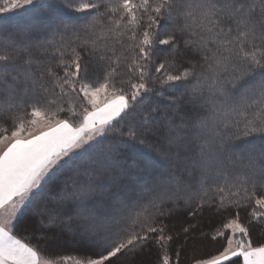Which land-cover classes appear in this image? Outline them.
I'll return each instance as SVG.
<instances>
[{"label":"snow or ice","instance_id":"1","mask_svg":"<svg viewBox=\"0 0 264 264\" xmlns=\"http://www.w3.org/2000/svg\"><path fill=\"white\" fill-rule=\"evenodd\" d=\"M62 3L82 14L81 23L66 22L49 0H0V13L29 9L44 16L16 32H9L0 24V119H11L13 123L10 135L7 127L0 128L4 133L0 134V264H55L52 259H43L13 233L19 214L44 188L47 178L65 164L70 165L72 175L64 181L58 199L74 206L75 216L68 220L77 219L92 230L99 248L95 256L78 264H111L113 258L142 249L150 241L164 248L172 240L166 234V225L156 223L158 217L172 211L163 210L162 205L179 200L188 204L197 194L182 187L173 172L162 175L157 184L146 189L148 202L134 216L122 218L115 226L98 230V216L89 208L98 194L97 180L117 169L121 175L134 178L141 169L154 168L151 160L134 158L125 169L118 159L120 148L135 147L133 141L160 151L147 140L150 133L156 132L152 122L156 120L153 113L158 111L153 107L145 112L146 102L141 93L152 90L150 82L158 81L169 90L185 87L188 118L179 125L169 123L167 142L170 150L184 149L189 175L195 169L201 172L199 184L203 195L197 208L189 212L191 217L195 218L206 203L208 190L204 180L212 173L223 176L224 181L214 190L225 193L217 211L241 206V190L243 199H247L255 196L257 186L264 188V143L239 153L232 144L254 135L264 139V0ZM163 22H167L169 30L162 35ZM45 30L52 31L60 40L34 44L32 37ZM181 44L197 55L200 63H191L179 74H173L168 70L172 64L166 59L155 66L158 75H153L156 46H168L175 56ZM77 48L91 50L102 81L87 77L88 68ZM68 51L72 54L70 61L64 59ZM56 56L59 59L55 67L63 70L62 76L51 62ZM42 57H47L48 62ZM101 94L102 104L98 103ZM40 96L44 97L43 103L37 99ZM73 96H82L86 105L91 106V110L83 108L82 119L76 123L59 116L66 111L70 116L77 114ZM62 98H68L67 108L58 103ZM234 156L246 163L233 177L224 170V164L225 160L234 163ZM255 204L264 208V197L255 199ZM252 215L258 220L262 214ZM55 219L56 216H50V221ZM196 227L190 224L183 231L187 234ZM224 229L232 233L227 237L228 246L210 259H195L194 264H237L240 258L243 264H264V246H252L249 229L240 223L238 215L224 224ZM223 235L224 232H217V236ZM237 235L241 238L236 239ZM162 264H170L166 254Z\"/></svg>","mask_w":264,"mask_h":264},{"label":"trees","instance_id":"2","mask_svg":"<svg viewBox=\"0 0 264 264\" xmlns=\"http://www.w3.org/2000/svg\"><path fill=\"white\" fill-rule=\"evenodd\" d=\"M49 2L56 7L57 15L69 24L81 23L80 17L82 14L71 11L64 6L62 0H49ZM133 2L138 3L139 0H133ZM37 19H44V16L29 9H24L0 19V24L9 32H16L19 27ZM22 21L26 22L22 25ZM168 30L167 22H163L160 32L163 35ZM0 38H2V31H0ZM32 40L34 44L43 41L58 42L60 37L54 35L52 31L45 30L34 35ZM156 48L154 66L151 69L153 75H158L155 73V66L166 59L172 64L168 70L172 71L173 74H179L184 68L190 67L191 63H200V58L193 54L191 50L184 49L182 44L175 56L170 54L171 49L168 46L157 45ZM77 51L81 55L82 63L88 68L87 77L93 81H102L103 75L95 70V62L94 57L91 55V50L77 48ZM37 55L39 54L37 53ZM42 58L45 63L48 62L47 57ZM58 59L59 57L56 56L51 62L54 70L62 76L63 70L55 67ZM64 59L67 61L72 59L71 51L66 53ZM258 75L259 72H257ZM123 78L126 79L127 77ZM175 83L182 85V82ZM117 87L119 88V85ZM149 87L152 88L150 92L141 93L146 102L145 112H149L153 107H156L158 111L153 113L156 120L152 122L156 132L155 134L150 133L147 140L149 144L154 145L160 151L149 150L147 147H142L133 141L131 143L135 147L120 148L118 159L120 165L125 169L134 158L151 160L154 168L141 169L134 178L128 175H121L119 169H117L111 175L95 182L99 185L98 194L90 203L89 208L98 216V230H102L107 226H115L117 221H122V218L129 215L134 216L150 198L146 189L153 187L160 181L162 175H167L169 172L175 174V179L180 182L182 187L186 186L188 191L197 194L192 196L188 204L184 200H179L175 204L168 201L162 205L163 210H172L168 215L158 217L156 221L157 224L166 225L165 231L167 235L168 230L178 228L184 225L186 221L193 219L189 212L197 208L200 196L203 195L199 184L201 178L200 170H192L191 175H189L186 170L187 161L184 159L186 155L184 149L172 147L170 150L167 142L169 123L173 122L179 125L182 119L186 121L188 118L190 109L186 103L185 87L181 86L175 90H169L167 86L161 87L158 81L155 84L150 82ZM124 88L125 91H128L127 85H124ZM56 91L59 92V89H56ZM37 99L41 103L44 102L43 96L37 97ZM72 99L74 101L73 108L77 114L70 116L66 111L60 113L59 116L60 118H69L73 123H76L79 121L78 113L81 107L84 106V100L82 96H73ZM28 102L31 103L32 101L29 100ZM58 103H63L64 107L67 108L68 98H62L58 100ZM142 115L143 113H141ZM125 120H127V117ZM3 127H7L9 129L8 133H10L13 127L11 119H0V128ZM117 127H120V125L117 124ZM124 130L127 131V127ZM0 134L4 133L0 132ZM110 135L115 136L116 134L112 133ZM117 139H119L118 136ZM252 142L260 146L264 143V139L259 135H254L234 140L232 142L235 146L234 151L239 153L241 149L255 146V144L251 145ZM162 153H167V155ZM233 159L234 163H229L225 160L224 170L234 177L243 170V164L246 161L240 160L238 156H234ZM163 164H165L164 168H162ZM69 167L70 165L65 164L47 178L44 188L33 198L27 209L23 210L22 214H19V220L13 233L16 238L36 249L42 257L54 260L55 264H78V261H83L86 257L95 256L99 251L93 238L92 230L86 228L77 219L68 220L69 216H75L76 209L74 206L63 204L58 199L65 187L64 181L72 175L68 170ZM223 183V176H217L215 173L210 174L204 180V188L208 190V196L204 197L206 203L195 215V218L200 221V227L205 228L207 234L202 243H196L197 248H200L203 252L200 253L199 251L197 254L189 252L188 254L185 247L181 251L178 248L177 239L172 238L171 241L166 243L164 248L150 241L142 249H137L134 252H124L118 258H113L111 264H162L165 254L170 258V264H194L195 259H210L218 255L226 247L229 233L228 230L224 229V224L236 218L237 215L240 223L249 229V239L252 246H264V215L261 213L260 207L255 204V199L264 197V188L257 186L255 196H250L247 199H243L244 193L241 190L239 193L241 206L232 205L217 211L220 197L225 195V193H217L214 190L218 186L223 185ZM231 191L235 192L236 189L232 188ZM237 198L228 197L229 200ZM208 211H211V213ZM253 212L261 213L262 215L257 220L253 218ZM50 216H56L55 221H50ZM218 231L224 232V235L217 236ZM214 236L216 237L215 239H213ZM191 247L195 246L192 245ZM188 250L190 251L191 248L189 249L188 247ZM177 253H179L178 258ZM200 254L204 255L198 257ZM68 260L72 262H68ZM233 261H236V259ZM240 263L241 261H237V264ZM226 264H231V262H226Z\"/></svg>","mask_w":264,"mask_h":264},{"label":"rangeland","instance_id":"3","mask_svg":"<svg viewBox=\"0 0 264 264\" xmlns=\"http://www.w3.org/2000/svg\"><path fill=\"white\" fill-rule=\"evenodd\" d=\"M15 12H17V11H13L11 13H0V19H2L4 17H7V16H10V15L14 14ZM25 22L26 21H22L21 24L23 25ZM103 102H104V96H103V94H101V96L99 97L98 103L102 104ZM85 106H87L89 108V110H91V106L90 105H86V103L84 102V106L81 107L80 112L78 113L79 120L82 119L83 108ZM37 131H38V129H37ZM7 135H10V133H7ZM254 144L255 143L252 142L251 145H254ZM255 146H257V143L255 144ZM65 159H67V158H65ZM164 167H165V164H163L162 168H164ZM260 211L264 215V208L260 207ZM208 212L211 213V211H208ZM199 222L200 221L198 220V218H193L191 220L186 221V223L184 225H181L178 228H174V229L168 230V235H170L173 239H177V242H178V245H179L178 248H180L181 251L185 247V249L187 250L188 254H189V252L192 253V254H197V253H199V251H200V253L203 252V251H201L200 248H197L196 243H202L204 241L205 237L207 236V234H206L205 228H201L200 227V223ZM190 224H195L197 227H196V229L194 231H190L189 233L185 234L183 229L185 227H187L188 225H190ZM228 233H229L228 236L232 234L230 230H228ZM240 238L241 237L239 235L236 236V239H240ZM22 243H24V242H22ZM233 244H235V240L233 241ZM192 245H194L195 247H191ZM227 246H228V240L226 241V247ZM188 247H189V249L191 248L190 251L188 250ZM42 258L46 259L44 257H42ZM234 259H236V258H233V260ZM239 261H241L240 264H243L242 258H240ZM68 262H72V261L68 260ZM119 264H122V263H119Z\"/></svg>","mask_w":264,"mask_h":264},{"label":"bare ground","instance_id":"4","mask_svg":"<svg viewBox=\"0 0 264 264\" xmlns=\"http://www.w3.org/2000/svg\"><path fill=\"white\" fill-rule=\"evenodd\" d=\"M204 254H200V255H198V257H200V256H203Z\"/></svg>","mask_w":264,"mask_h":264}]
</instances>
